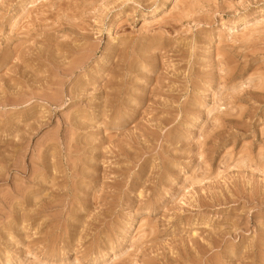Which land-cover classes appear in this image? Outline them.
I'll return each mask as SVG.
<instances>
[{
  "label": "rangeland",
  "instance_id": "rangeland-1",
  "mask_svg": "<svg viewBox=\"0 0 264 264\" xmlns=\"http://www.w3.org/2000/svg\"><path fill=\"white\" fill-rule=\"evenodd\" d=\"M0 264H264V0H0Z\"/></svg>",
  "mask_w": 264,
  "mask_h": 264
}]
</instances>
